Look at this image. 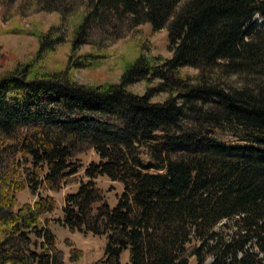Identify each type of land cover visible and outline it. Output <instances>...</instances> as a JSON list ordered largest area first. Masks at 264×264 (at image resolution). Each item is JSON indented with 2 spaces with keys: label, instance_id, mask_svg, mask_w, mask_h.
<instances>
[{
  "label": "trees",
  "instance_id": "trees-1",
  "mask_svg": "<svg viewBox=\"0 0 264 264\" xmlns=\"http://www.w3.org/2000/svg\"><path fill=\"white\" fill-rule=\"evenodd\" d=\"M6 7L76 13L72 51L98 50L144 22L165 27L171 55L156 62L139 50L118 81L96 85L67 69L36 74L29 62L0 74V264L82 257L67 240L64 258L43 216L54 197L37 192L71 182L58 221L105 238L88 264H264V0H0ZM62 37L49 27L37 52ZM100 55L79 54L66 67ZM185 66L196 72L181 73ZM154 77L142 94L128 88ZM152 89L168 96L150 100ZM89 149L97 159L82 165ZM97 175L121 183L113 205ZM24 186L36 198L18 203Z\"/></svg>",
  "mask_w": 264,
  "mask_h": 264
},
{
  "label": "rangeland",
  "instance_id": "rangeland-1",
  "mask_svg": "<svg viewBox=\"0 0 264 264\" xmlns=\"http://www.w3.org/2000/svg\"><path fill=\"white\" fill-rule=\"evenodd\" d=\"M78 20L79 16L76 13H72L65 19H60L59 14L55 11H35L20 15L13 13L12 7H6L2 13L0 12V74L29 62L36 74L67 69V75L72 80L96 85L103 82L118 81L125 64L133 59L139 50L149 58L159 56L161 59H153L156 62H160L163 58L171 55V51L168 49L166 28L153 30L147 22L139 24L135 31L125 33L114 43L98 50L93 49L89 44H81L72 51L70 39L72 29ZM51 26L55 27L56 32L63 34L62 40L57 42L53 48L38 53V34ZM16 27L25 29V32L14 31ZM130 42H133V47ZM89 51L99 52L102 55L96 57L93 63L84 65L79 61L77 66L66 67L67 62L69 61L70 65L75 56ZM180 72L192 76L196 69L185 66L180 69ZM158 81L159 79L155 77L138 79L130 83L128 88L137 94H142L149 87H155ZM150 93V100L153 101H162L168 96V91L164 89H152ZM212 136L227 142L234 139L230 133L224 132H214ZM96 159L97 156L91 149L79 155V161L82 165ZM81 175L82 169L79 168L74 174L75 180ZM82 178L85 179L83 176ZM94 180L104 193L108 203L113 205L115 195L121 190V183L108 178L106 175H97ZM76 186V182H71L63 185L58 191L39 189L37 192L51 194L54 197L55 206L53 210L43 214V216L48 220L47 223L54 234L56 245L64 251V258L66 259L68 248L65 243L68 240L72 246L83 253L80 259L71 264H88L101 256L104 236L93 234L90 231L69 230L58 221V218L62 216L61 207L64 193L75 190ZM15 197L18 203L32 202L36 198V194L31 193L28 187L24 186L15 193ZM221 222H225V220ZM217 227H220V224ZM125 259L126 250H123L121 261ZM192 263L193 258H190L188 264Z\"/></svg>",
  "mask_w": 264,
  "mask_h": 264
}]
</instances>
